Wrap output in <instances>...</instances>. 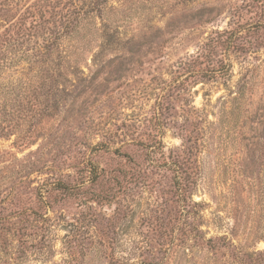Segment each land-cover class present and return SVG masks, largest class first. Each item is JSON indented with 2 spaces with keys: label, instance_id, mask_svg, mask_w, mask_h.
<instances>
[{
  "label": "rangeland",
  "instance_id": "rangeland-1",
  "mask_svg": "<svg viewBox=\"0 0 264 264\" xmlns=\"http://www.w3.org/2000/svg\"><path fill=\"white\" fill-rule=\"evenodd\" d=\"M0 191V264H264V0H0Z\"/></svg>",
  "mask_w": 264,
  "mask_h": 264
},
{
  "label": "trees",
  "instance_id": "trees-1",
  "mask_svg": "<svg viewBox=\"0 0 264 264\" xmlns=\"http://www.w3.org/2000/svg\"><path fill=\"white\" fill-rule=\"evenodd\" d=\"M59 186L62 187L60 188L61 190L63 191H68L69 189L73 192L74 191V188L72 186H70L69 188L67 187V185L63 184V183H59ZM39 191V190H38ZM45 194L48 195L50 193L49 189L48 190H45ZM44 193L41 192V190L38 192V196H40L41 198H43L45 196ZM0 196H1V191H0Z\"/></svg>",
  "mask_w": 264,
  "mask_h": 264
}]
</instances>
